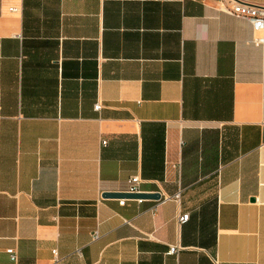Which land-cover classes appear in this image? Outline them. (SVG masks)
<instances>
[{
	"label": "crops",
	"instance_id": "0c3cea01",
	"mask_svg": "<svg viewBox=\"0 0 264 264\" xmlns=\"http://www.w3.org/2000/svg\"><path fill=\"white\" fill-rule=\"evenodd\" d=\"M256 34L215 0H0V264H264Z\"/></svg>",
	"mask_w": 264,
	"mask_h": 264
},
{
	"label": "built area",
	"instance_id": "2783aa9c",
	"mask_svg": "<svg viewBox=\"0 0 264 264\" xmlns=\"http://www.w3.org/2000/svg\"><path fill=\"white\" fill-rule=\"evenodd\" d=\"M218 3V9L226 14L241 17L246 19L251 25L256 35L253 36V42L260 45L264 50V4L253 3L244 0H215ZM16 10L15 7H9V11ZM100 107L99 103L94 105L95 109ZM105 142L104 140L102 141ZM139 177L137 175L129 177L127 180V191L137 192L139 183ZM176 197L178 195H175ZM124 199L118 201L119 204H124ZM188 214L183 213L178 216V221L183 222L187 219ZM125 223L129 220L123 219ZM93 237H96V232L93 233ZM176 251V247L170 246L168 249L169 253ZM7 254L11 261L16 262L18 255L14 248L6 249ZM54 256L57 255L56 249L52 250Z\"/></svg>",
	"mask_w": 264,
	"mask_h": 264
},
{
	"label": "water",
	"instance_id": "95a60500",
	"mask_svg": "<svg viewBox=\"0 0 264 264\" xmlns=\"http://www.w3.org/2000/svg\"><path fill=\"white\" fill-rule=\"evenodd\" d=\"M110 195V193H108V192H105V193H103V196H109ZM122 195H126V196H158V194L157 193H155L154 195H146V194H141V193H129V192H124V193H122Z\"/></svg>",
	"mask_w": 264,
	"mask_h": 264
}]
</instances>
